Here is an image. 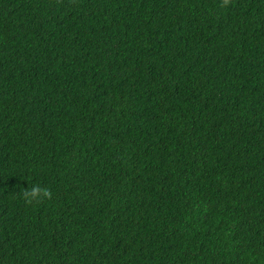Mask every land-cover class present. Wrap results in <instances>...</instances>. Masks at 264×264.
<instances>
[{
	"label": "trees",
	"instance_id": "trees-1",
	"mask_svg": "<svg viewBox=\"0 0 264 264\" xmlns=\"http://www.w3.org/2000/svg\"><path fill=\"white\" fill-rule=\"evenodd\" d=\"M0 264H264V0H0Z\"/></svg>",
	"mask_w": 264,
	"mask_h": 264
},
{
	"label": "clouds",
	"instance_id": "clouds-1",
	"mask_svg": "<svg viewBox=\"0 0 264 264\" xmlns=\"http://www.w3.org/2000/svg\"><path fill=\"white\" fill-rule=\"evenodd\" d=\"M227 0H224V4L226 6ZM51 193L45 189L42 188L40 186H34L30 191H26L25 192V199L28 202H32V201H39L41 199L44 198H48L50 197Z\"/></svg>",
	"mask_w": 264,
	"mask_h": 264
}]
</instances>
